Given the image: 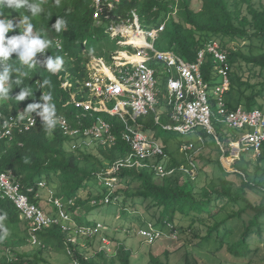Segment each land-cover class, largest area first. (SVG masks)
I'll use <instances>...</instances> for the list:
<instances>
[{
	"label": "trees",
	"instance_id": "16d2710c",
	"mask_svg": "<svg viewBox=\"0 0 264 264\" xmlns=\"http://www.w3.org/2000/svg\"><path fill=\"white\" fill-rule=\"evenodd\" d=\"M29 3L38 5L42 11L33 16L24 7L4 8L0 9V17L27 19L33 28L41 29L47 36L61 37L64 43L62 52L78 55L79 63L83 60L81 56L83 50L96 54L104 52L106 48L91 44L98 38L120 47L118 44L120 40L110 38L103 27L96 26L86 0H61L59 7L55 5L54 0H29ZM142 3L141 17L146 16L142 19L150 16L159 19L161 14L172 12L174 10L172 7L178 8L177 18L171 19L172 24L164 31V38L169 40V44L162 51H171L186 62H194L208 41L217 40L227 52L230 63V89L226 93L228 108L235 110L242 106L247 111L264 109V104L260 102L264 99V84H252L251 78L245 79L243 75L233 70L242 61L264 70V50L257 55L243 52V47L247 43L251 44L255 40L264 42V0H145ZM59 17L66 21V25L57 32L52 26ZM19 33L16 28L15 34ZM7 35L10 36V32ZM85 41L88 42L86 46ZM231 44L235 47H230ZM50 50H53V53L59 52L56 47ZM11 59L17 60L15 53ZM151 67L157 71L160 80L159 76H162L164 71L162 64L153 62ZM213 73L209 57L203 66L204 78L207 81L211 78L217 79ZM29 74V70H23L18 73L17 78L25 79ZM11 75L15 78L14 72H11ZM42 76L44 81H48L45 83L46 89L52 97L56 112L64 114L72 126L78 128L76 112L71 107L65 105L62 107L59 102L62 95L64 101L68 99V95L62 94L58 76L49 71ZM166 96L167 94L161 95L157 111H160V106L166 102ZM212 107L215 110L214 100ZM166 110L167 113L161 114L159 122L156 121L155 113L150 112L148 116L139 118L137 123L143 130L155 135L161 130L170 131L165 127L170 124L171 109L166 107ZM105 118L114 124L113 134L117 136V141L114 146L96 149L98 155L94 151L84 152L81 143H78L74 150H69L64 145L67 138H45L38 128L28 134L29 137L28 135L19 137L24 140L25 145L0 144V172H13L15 179L24 184L25 189L36 186L40 181L52 185L56 189L55 196L66 204L65 210L70 213L77 226L84 229H93L100 223L90 219V213L94 211L91 210V202H94L100 209L105 208L106 216H111V212L115 216V212L118 211L119 218L123 220L135 217V220L139 221V226L134 232L138 235L149 224L162 225V230L169 225L176 229L177 218H190L192 224L199 223L206 229L205 234L199 236V245L218 246L219 249L226 246V251L234 258H247L257 252V249H253V241L264 236V165L261 166L264 163V145L256 164L241 154L240 159L234 164L235 172L228 171L222 163V157L230 155V144L235 139L215 118L213 122L215 130L217 131L219 126L224 127L226 137H220L218 132L215 137L206 130H197L204 138V147L214 148L212 150H215L218 156L212 159L200 153L201 155L195 159L194 178L180 170L181 167L192 169L186 156L180 152V146L188 141L196 145L197 142L189 138L171 146L165 139L163 145L167 159L164 162L159 157L144 160L142 166L122 168L114 175L116 182L113 183L114 189H111L105 182L100 181V174L119 159L125 158L131 149L121 138L125 130L122 121L116 117ZM84 123V127L91 126V119L84 120ZM199 158L204 161L205 166L212 165L213 171L217 167L219 175L216 176L214 173L208 175L206 171L203 172L198 166ZM161 162L165 168L177 170L175 174L170 177L158 176L152 165L156 166ZM201 172L205 174L203 184H200ZM96 187L97 190L94 189ZM85 191L86 197L83 195ZM250 195L258 196L260 200L253 202ZM33 196L30 194V200L37 204ZM108 197L110 201L107 203ZM70 201L72 204H69ZM144 202H150L148 213L155 223L149 222L144 214H137ZM80 209L85 212L80 213ZM0 211L7 213L4 225L10 233L6 239L0 240V245L17 250L19 244L26 241V237L23 238L19 234L24 233L27 236V231L20 230L18 213L12 210L10 202L2 201L1 194ZM244 215L247 218H243ZM55 217H58V214ZM235 220L241 221L243 227L239 238L227 244L222 229L225 228L227 233H231L230 227ZM72 229L66 231L63 222L58 221V224L43 230L39 236L45 248H37L33 250L34 253L17 252L18 261L8 264H53L47 257L45 258V254L51 250L56 254L66 255V245L71 248L73 259L79 260L81 264H131L133 252L126 245L120 246L115 254L101 249L89 255L87 248L80 242L81 234H77L76 242L70 241V238L75 236V229ZM95 237H86L84 243L90 245ZM91 238L93 240H89ZM152 261L160 263L155 257H152ZM1 264L6 262L1 261Z\"/></svg>",
	"mask_w": 264,
	"mask_h": 264
},
{
	"label": "built area",
	"instance_id": "2783aa9c",
	"mask_svg": "<svg viewBox=\"0 0 264 264\" xmlns=\"http://www.w3.org/2000/svg\"><path fill=\"white\" fill-rule=\"evenodd\" d=\"M171 9L174 10L168 14L166 20L177 18V6ZM140 20L139 14L134 11L132 18L127 19V22L122 21L121 24H116L111 28L113 35H121L127 39L121 43L122 46L127 47V50L117 52L112 63L108 65L109 67H105L101 61L97 63V65L102 64L103 67L97 68L92 79L86 82L88 101L83 100L76 104L87 112L107 113L110 118H119L125 127L121 138L129 145L131 151L125 158L119 159L100 174V181L114 189L113 183L116 182L114 175L122 168L142 166L146 159L160 157L163 162L167 159L163 143L157 140L155 134L143 130V127L137 123L139 118L148 116L150 112L155 113L157 122L160 121L161 114L158 113L157 106L163 91L159 86L157 71L150 65L153 62L162 64L168 78L166 88L169 97L166 107L171 109L169 114L172 122L165 128L189 137L197 135L199 142L198 145L189 141L181 145L180 151L186 156L192 168L181 167V171L191 174L194 178L196 153L198 147H204V138L198 135L197 130L205 129L216 136L217 131L213 125L215 118L227 129L250 130L242 134L238 140H233L230 144V155L223 156V158L232 160L230 166L240 159L242 153L249 150H252L259 158L264 145V109L256 108L247 111L242 106L235 110L228 108L226 93L230 89V63L227 52L222 49L219 42L217 40L208 41L199 51L196 61L186 62L171 51L155 50L153 44L147 41L159 38L167 28V21L163 20V23L156 29L145 30L141 27ZM125 28H130L134 35L145 40L146 44L139 45L132 42V37L123 31ZM122 53H126L127 57L121 56ZM134 56L143 58V61H131L130 57ZM208 57L213 62V74L220 81L215 85H211V82L207 81L203 75V66ZM105 69L109 73L105 72ZM211 87L214 88L213 96L210 94ZM212 100L216 104L215 110L212 107ZM110 102L115 104L109 109L106 103ZM96 120V123L85 130L84 135L92 136L104 146H114L117 141V136L113 134L114 124L101 116ZM152 167L160 177H169L177 171L167 169L164 164L160 163ZM1 187L6 190L10 198L15 200L28 218H36L39 224L52 222L36 207L30 206L25 197L14 194V188L8 185L5 179H2ZM109 201L108 197L106 202ZM100 227V224L94 229L76 227L74 234L93 237L99 232ZM153 227L154 225L149 224L139 232V235L146 238L150 244L155 243L161 237ZM171 227L174 229V226L171 225ZM64 229L69 230L70 228L65 227ZM70 241L76 242L73 238H70ZM103 242L109 245L107 239L104 238ZM69 264L81 263L73 261Z\"/></svg>",
	"mask_w": 264,
	"mask_h": 264
},
{
	"label": "clouds",
	"instance_id": "9594fccd",
	"mask_svg": "<svg viewBox=\"0 0 264 264\" xmlns=\"http://www.w3.org/2000/svg\"><path fill=\"white\" fill-rule=\"evenodd\" d=\"M129 1L131 0H86L87 8L96 26L103 27L105 33L110 38L120 40L118 43L119 46L126 49L114 51L104 49L102 54L88 53L86 50H83L81 55L83 60L80 63L78 55L66 51L62 52L64 43L61 37L47 36L41 29L33 28V25L27 19L0 17V144L5 143L12 146V144L16 143L20 146L25 145L24 140L19 139V137L28 135L40 128L45 138H67L64 145L69 150H74L78 143H81V149L83 150L85 148L98 149L99 147H107L92 136L84 135L85 130L96 123L97 117L101 116L99 114L102 113L84 111L83 108L78 107L76 104L83 100L88 101L86 82L92 79L97 72V68L103 67L102 64L97 65V63L101 61L105 67H109L108 65L112 63L113 57L117 52L127 50V47L121 45L127 39L121 35H113L111 28L116 24H121L122 21L127 22V19L132 18H124L119 13L121 11L120 4ZM133 1L144 2L145 0ZM54 3L59 7L61 0H54ZM22 7L26 8L33 16L42 11L38 5L29 3V0H0V9H19ZM134 11L139 14L142 20L139 10L136 9ZM22 22L24 24L27 23L23 31L20 26ZM65 25L66 21L62 17H59L52 27L59 32L62 26ZM16 28L20 31L19 34H15ZM9 32L11 34L10 36L7 35ZM87 44L88 42L85 41L84 46ZM54 47L59 52L53 53V50H50ZM14 53L19 61L11 59ZM23 70H29L30 74L25 79L17 78L18 73ZM48 71L58 76L62 94L68 95L66 101H64L62 95L59 102L62 107L64 105L65 107H71L76 112V119H78L79 124L78 128H74L64 114L56 112L52 97L46 89L45 83H48V81H44L42 76L47 74ZM11 72H14L16 79L13 78ZM86 119H91V126L84 127V120ZM104 119L106 118L104 117ZM25 162H27V158H25ZM2 179H5L7 184L14 188V194L25 197L30 206L36 207L47 219H51L52 222L39 224L36 218H28L15 200L10 198L6 190L1 187ZM43 183H45V186H43ZM46 183L45 181H40L36 186L25 189V185L15 179L13 172H0L1 199L2 201L10 202L12 210L13 207L15 208L14 211L18 213L20 221V230L27 231V236L24 233L19 235L23 238L26 237V244L35 247L27 251V253H31L40 247L45 248V245H43L39 237L43 230L58 224V221L63 222L64 228L68 227V222L63 220L64 218L61 216V213H66L69 218L71 217L70 213L65 210L66 204L55 196V192L51 191H55V188L49 183L48 185ZM30 194L34 195L33 198L38 202L37 204L30 200ZM46 195H48L49 203L54 207V212H44L39 204L41 199ZM92 203L95 204L94 202ZM69 204H72L71 201ZM57 214L58 217H55ZM6 219L7 213L0 211V240L6 239L10 234L9 229L4 225ZM97 235L95 236L97 237ZM100 236L102 246L106 245L103 242L104 238L109 242V247L113 244L107 235L101 234ZM25 242L20 243L17 250L0 245V264L1 261H5L6 264L9 262H17V252H19L20 247ZM68 243L70 242L68 241ZM65 249V256L68 258L66 264L79 261L73 259V253L69 246L66 245ZM102 249L107 250L106 247ZM52 252L49 250L47 254L50 255ZM107 252L109 251L107 250Z\"/></svg>",
	"mask_w": 264,
	"mask_h": 264
},
{
	"label": "rangeland",
	"instance_id": "374dc122",
	"mask_svg": "<svg viewBox=\"0 0 264 264\" xmlns=\"http://www.w3.org/2000/svg\"><path fill=\"white\" fill-rule=\"evenodd\" d=\"M143 3L139 1H129V2H122L120 4L121 11L119 12L120 15H122L124 18L132 17L133 10H139L140 14L143 15L140 11V7H142ZM169 13L161 14L159 19L153 18L150 16V18H143L140 21L141 27L145 30L149 29H156L159 27L163 20L167 21V26H170L172 24V20H166ZM146 17V16H142ZM22 31L23 28L27 26V23H21L20 24ZM165 33L162 32L160 34V37L156 40L148 39L147 41L151 44H153L155 50L162 51L165 50L169 44V40L164 38ZM91 44L106 48L110 51H113L115 49L119 50H125L126 48L122 47H116L114 43H111L110 41H106L103 39H96L91 42ZM230 47L234 48L235 45L231 44ZM264 50V42L260 40H255L251 44L247 43L243 47V52L248 54L252 52L254 55L260 54ZM209 58V57H208ZM207 58V59H208ZM210 61L213 65L212 59L210 58ZM233 70L237 71L239 74L243 75V78L248 79L251 78L252 84H264V70H260L257 67H253L252 65H247L244 61L240 65H237ZM252 71V72H250ZM261 74V75H260ZM211 85H215L217 83H220L219 79H210ZM165 80L164 77H162L159 80V86L165 90L164 88ZM261 88V87H259ZM214 88H210V94L211 96L214 95ZM261 104H264V99L260 100ZM114 102L106 103L107 108H113ZM159 106V105H158ZM157 106V108H158ZM165 106H160V109L163 111ZM244 110H246L244 108ZM164 112V111H163ZM158 113L159 110H158ZM102 117H109L107 113L99 114ZM224 127L219 126L217 129L218 135L222 138L226 137L225 131L223 129ZM250 131L249 129L244 130H234V129H228V133L233 137L234 139L238 140L240 136L244 133H247ZM215 136V135H214ZM157 140L160 143H163V140L167 139L171 146L176 145L180 143L181 141H185L188 138H191L193 136H185L182 135L179 132L174 131H159L156 133ZM216 137V136H215ZM210 141V140H209ZM245 146V145H244ZM97 148L94 149H88L85 148L84 152L89 153L90 151H94L95 154H99ZM214 149V148H212ZM206 147L199 148L198 152L196 153V158L203 154L205 156H210L212 159H216L218 156V153L215 150H212ZM201 153V154H200ZM243 156L245 155L248 160H252L254 164L257 163L258 156L254 154L252 150H249L247 152L242 153ZM223 158V157H222ZM158 159V158H155ZM229 161V159H222V163L224 167L230 171L235 172L234 165L228 166L226 162ZM232 161V160H231ZM107 164V161L105 162ZM160 164H163L161 162ZM159 165V164H158ZM264 165V163L261 164V166ZM198 166L199 168L203 169V172L206 171L208 175H211L214 173V175L218 176L219 171L217 170V167L212 169V165L205 166L204 161L202 159H198ZM213 171V172H212ZM260 174L262 172L260 171ZM172 176V175H171ZM170 177V176H169ZM205 174L201 172L200 180L201 183H204ZM48 185V183H46ZM43 186H45V183H43ZM97 190L98 188H94ZM93 189V190H94ZM56 190V189H55ZM52 192H55L51 190ZM96 192V191H95ZM46 194V193H44ZM84 197L87 196V191L84 192ZM250 198L253 202H258L260 200V197H255L250 195ZM48 195H46L44 198L40 201V206L43 208L42 210L44 212H54V207L49 203ZM92 205V206H91ZM91 211L90 213V219H95L97 222H100V229L97 233V237H95V240L90 244L86 245L84 243L85 237L80 238V242L82 243V246L84 248H87V251L89 255H92L94 252L99 251L102 248H107L109 252H115L118 250V248L122 245H126L128 249H131L133 252L132 255V261L131 264H264V236L262 239L257 238V241H253V249H257V252L252 254L251 256L247 258H234L233 256L229 255V253L226 251V246L222 247L221 249L217 247H213L211 245H199L200 239L199 236L205 234L206 229L204 225H201L199 223L192 224V219H182L177 218L176 220V226L177 228L173 229L171 226L167 227L166 229L162 230V225L154 226L153 228L160 233V238L155 243H148L147 239L143 236L135 234L134 230L137 231L139 221L135 220V217L128 218L127 220H123L122 218H119L118 211L115 212V216H113V212H111V216L105 215V208H101L94 205L91 202ZM150 206V202H144L142 206L139 207V211L137 214H144V216L147 218L149 222L155 223V220L151 218L149 215L148 208ZM112 211L113 209L110 208ZM13 210L15 208L13 207ZM80 213L85 212V210L80 209ZM61 216L64 218V221L68 222L67 228H73L75 229L77 226L76 222L66 213H61ZM144 217V218H145ZM243 218H247L246 215H244ZM65 223V222H64ZM66 224V223H65ZM106 226H104V225ZM243 225L241 221L235 220L233 221V224H231V233H227V231L223 230V238H225V242L227 244L237 240L239 238V234L241 232ZM22 228V227H21ZM157 228V229H156ZM72 229V230H73ZM22 230V229H21ZM160 230V231H159ZM162 230V231H161ZM19 231V230H18ZM101 234L107 235L109 238H111L113 244L109 247V245L102 246L100 244L101 241ZM24 235V234H23ZM74 240L77 239V237H72ZM93 240V238L89 239ZM115 240V241H113ZM32 247L29 244H23L19 252H27L31 250ZM35 251H33L34 253ZM48 258L50 262L53 264H66L67 257L64 254H56L53 252L52 255L45 254V258ZM152 257H155L156 260L160 261V263H156L152 261Z\"/></svg>",
	"mask_w": 264,
	"mask_h": 264
},
{
	"label": "bare ground",
	"instance_id": "6f19581e",
	"mask_svg": "<svg viewBox=\"0 0 264 264\" xmlns=\"http://www.w3.org/2000/svg\"><path fill=\"white\" fill-rule=\"evenodd\" d=\"M123 31H124L125 33H127L129 36L132 37V42H135L136 44H139V45L146 44V41L137 38V36L134 35L133 31H132L130 28H125V29H123ZM121 56H123V57H127V54H126V53H122ZM130 60H131V61H134V62H142V61H143V58L138 57V56H134V57H130ZM105 72L109 73L108 70H106V69H105ZM113 79H114V77H113ZM236 147H237V146H236ZM226 164H227L228 166H230V164H231V159H229V161H227Z\"/></svg>",
	"mask_w": 264,
	"mask_h": 264
},
{
	"label": "crops",
	"instance_id": "0c3cea01",
	"mask_svg": "<svg viewBox=\"0 0 264 264\" xmlns=\"http://www.w3.org/2000/svg\"><path fill=\"white\" fill-rule=\"evenodd\" d=\"M151 65V64H150ZM163 69H164V67H162ZM158 76V75H157ZM175 76L176 77H178V74L177 73H175ZM160 78H162V77H164V80H165V85H164V88H165V90H163L162 88H161V90L163 91V95H165V94H167V98H166V102L164 103V105H166V103H167V101H168V97H169V94H168V91H167V81H168V78H167V76H166V74H165V72L163 71V73H162V76H159ZM159 101H160V98H159ZM164 111V112H163ZM163 111L162 110H160L159 112H160V114H165V113H167L166 111V106H165V108L163 109ZM170 117V116H169ZM171 120H170V124H171ZM203 130H205V129H203ZM198 135H201V134H198ZM194 141H196L197 142V145L199 144V142H198V139H197V135L196 136H193V137H191ZM189 139V138H188ZM183 144V143H182ZM181 147V146H180ZM181 152V151H180ZM196 159V158H195ZM223 159V158H222ZM224 163V162H223Z\"/></svg>",
	"mask_w": 264,
	"mask_h": 264
},
{
	"label": "water",
	"instance_id": "95a60500",
	"mask_svg": "<svg viewBox=\"0 0 264 264\" xmlns=\"http://www.w3.org/2000/svg\"><path fill=\"white\" fill-rule=\"evenodd\" d=\"M224 159H226V158H224Z\"/></svg>",
	"mask_w": 264,
	"mask_h": 264
}]
</instances>
